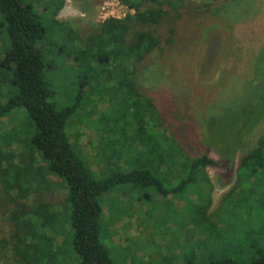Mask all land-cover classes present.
I'll return each mask as SVG.
<instances>
[{
    "label": "trees",
    "instance_id": "1",
    "mask_svg": "<svg viewBox=\"0 0 264 264\" xmlns=\"http://www.w3.org/2000/svg\"><path fill=\"white\" fill-rule=\"evenodd\" d=\"M122 1L135 13L108 19L83 38L71 23L59 18L66 0H0V27L10 38V46L0 49V123L11 116L17 119L8 128L0 127V216L12 226L10 233L0 238V263L64 261L65 241L58 229L61 211L46 199L54 183L49 175L64 181L63 214L69 212L76 264H115L102 239L103 193L131 184L153 186L160 194L176 196L195 180L206 181L210 191L213 189L207 169L222 163L207 153L192 156L184 150L152 97L140 87L137 67L161 48L158 28L172 16L182 18L189 3L193 13L200 14L210 11L213 1L234 0ZM49 29L61 30L54 54L46 47ZM174 32L172 29L171 34ZM69 59L73 66L67 65ZM66 66L79 83L78 94L72 104L59 108L52 100L49 78ZM100 81L104 83V101L120 99L112 114L107 112L111 105L99 113L104 137L99 138L98 148L106 150L97 156L103 167L95 171L68 127L86 90L92 91ZM22 110L29 121L23 119ZM217 119L211 118L208 132L215 129ZM122 131L127 147L115 139ZM240 136L220 143L224 157L233 156L227 150H237L243 140ZM240 168L250 171L237 174V179L254 180L258 169L264 170V135L256 148L241 157ZM173 178L174 187L164 186ZM182 264H264V250L246 263L228 257L197 260L186 256Z\"/></svg>",
    "mask_w": 264,
    "mask_h": 264
},
{
    "label": "rangeland",
    "instance_id": "2",
    "mask_svg": "<svg viewBox=\"0 0 264 264\" xmlns=\"http://www.w3.org/2000/svg\"><path fill=\"white\" fill-rule=\"evenodd\" d=\"M107 1L66 0L59 15L85 38L106 20L110 10H103V5ZM193 12L189 3L182 18L172 16L158 28L161 48L138 65V83L152 97L187 153H207L222 165L207 169L211 191L206 181L195 180L176 196L160 194L153 186L131 184L103 193L102 239L115 264H182L186 256L197 260L228 257L246 263L264 250V170L258 169L254 180L245 176L237 179V174L248 170H238L241 157L256 148L264 135V0L213 1L210 11ZM114 14L124 13L116 10ZM60 31L49 29L46 47L52 54ZM9 46V35L1 26L0 49ZM72 61L69 59L67 65L73 66ZM69 66L49 78L52 100L59 108L72 104L78 94L79 83ZM103 84L100 81L92 91L86 90L68 127L95 171L103 167L97 156L106 150L98 148L99 138L104 137L99 113L111 105L107 112L112 114L120 99L104 101ZM111 91L107 92L112 95ZM23 113V119L29 121ZM212 117L218 119L215 129L208 132ZM254 121L257 123L250 128ZM16 122L11 116L3 119L0 127ZM238 134L242 135L241 144L237 150H227L233 156L224 157L218 146ZM115 139L127 147L124 131ZM49 178L54 183L46 199L61 211L58 229L65 241L62 264H76L69 212L63 214L64 181L53 175ZM164 186L174 187V178ZM10 227L0 216V238L10 233Z\"/></svg>",
    "mask_w": 264,
    "mask_h": 264
},
{
    "label": "built area",
    "instance_id": "3",
    "mask_svg": "<svg viewBox=\"0 0 264 264\" xmlns=\"http://www.w3.org/2000/svg\"><path fill=\"white\" fill-rule=\"evenodd\" d=\"M103 10H105L106 12H109L110 10L109 14L105 16L106 20L111 18L122 19L128 14L135 13V10L124 4L122 0H108L107 2L104 3ZM116 10L122 11L124 13L123 16H115L114 12Z\"/></svg>",
    "mask_w": 264,
    "mask_h": 264
},
{
    "label": "crops",
    "instance_id": "4",
    "mask_svg": "<svg viewBox=\"0 0 264 264\" xmlns=\"http://www.w3.org/2000/svg\"><path fill=\"white\" fill-rule=\"evenodd\" d=\"M60 14V13H59ZM59 18H60V15H59ZM60 19H62V18H60ZM65 20H67V19H65Z\"/></svg>",
    "mask_w": 264,
    "mask_h": 264
}]
</instances>
